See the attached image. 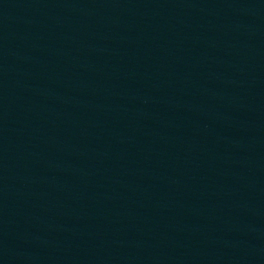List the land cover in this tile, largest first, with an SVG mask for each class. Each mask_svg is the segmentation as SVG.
Masks as SVG:
<instances>
[{
  "label": "water",
  "instance_id": "95a60500",
  "mask_svg": "<svg viewBox=\"0 0 264 264\" xmlns=\"http://www.w3.org/2000/svg\"><path fill=\"white\" fill-rule=\"evenodd\" d=\"M0 264H20L11 241L0 220Z\"/></svg>",
  "mask_w": 264,
  "mask_h": 264
}]
</instances>
